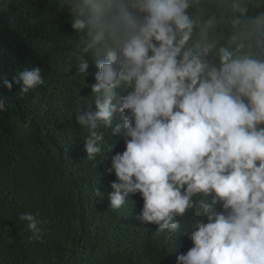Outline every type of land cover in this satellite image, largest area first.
I'll return each mask as SVG.
<instances>
[{"label":"clouds","instance_id":"9594fccd","mask_svg":"<svg viewBox=\"0 0 264 264\" xmlns=\"http://www.w3.org/2000/svg\"><path fill=\"white\" fill-rule=\"evenodd\" d=\"M67 2L71 28L83 52L92 53L91 61L75 54L78 73L88 74L91 63L97 69L95 111L76 115L89 131L83 150L89 159L101 153V128L125 144L107 168L116 176L111 208L140 193L138 221L192 241L178 264H264V13L247 18L248 7L233 0L240 15L231 23L236 28L246 18L247 43L233 35L236 46L229 47L194 40L201 19L189 10L201 0ZM0 79L22 94L44 83L38 66ZM197 204L196 215L207 222L182 227L177 217ZM19 219L40 239L35 215Z\"/></svg>","mask_w":264,"mask_h":264},{"label":"trees","instance_id":"16d2710c","mask_svg":"<svg viewBox=\"0 0 264 264\" xmlns=\"http://www.w3.org/2000/svg\"><path fill=\"white\" fill-rule=\"evenodd\" d=\"M240 3L248 7L247 18L264 13V0ZM232 4L201 0L191 8L201 19L194 40L235 47L231 37L236 35L247 43V20L232 26L240 15ZM73 19L67 0H0V77L11 81L38 66L44 80L22 94L19 85L9 91L0 79V98L6 100L0 111V264H178L192 241L181 231L156 233V225L138 221L144 204L140 193L111 208L108 194L116 176L107 168L111 157L125 150L122 136L109 139L111 129L101 128L107 142L101 153L89 159L83 150L89 131L76 115L90 106L95 111L90 86L97 69L91 63L88 74L78 73L75 54L91 61L92 53L83 52ZM259 38L264 43V34ZM198 209L199 204L177 217L182 227L207 222L196 215ZM24 213L40 221V239L20 221Z\"/></svg>","mask_w":264,"mask_h":264}]
</instances>
